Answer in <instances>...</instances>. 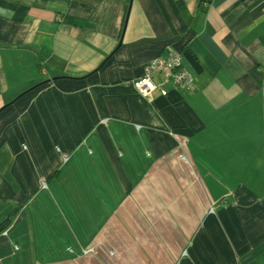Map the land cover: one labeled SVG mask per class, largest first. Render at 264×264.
<instances>
[{"label":"crops","instance_id":"1","mask_svg":"<svg viewBox=\"0 0 264 264\" xmlns=\"http://www.w3.org/2000/svg\"><path fill=\"white\" fill-rule=\"evenodd\" d=\"M0 264H264V0H0Z\"/></svg>","mask_w":264,"mask_h":264},{"label":"built area","instance_id":"2","mask_svg":"<svg viewBox=\"0 0 264 264\" xmlns=\"http://www.w3.org/2000/svg\"><path fill=\"white\" fill-rule=\"evenodd\" d=\"M180 57L177 53H171L162 59H156L148 63L143 69L142 75L131 81L130 86L144 97H149L155 90L152 76L155 74H167L176 86L189 87L192 79L185 72L179 71ZM88 249L85 253H91Z\"/></svg>","mask_w":264,"mask_h":264},{"label":"rangeland","instance_id":"3","mask_svg":"<svg viewBox=\"0 0 264 264\" xmlns=\"http://www.w3.org/2000/svg\"><path fill=\"white\" fill-rule=\"evenodd\" d=\"M88 249H90V248H88ZM88 249H82L81 252H80L81 255H82V256H86V255L90 254V253H85V254H84V252L87 251ZM91 249H92V252H91V253L94 254V247H91ZM107 255L113 256L112 251H109V250H108V251H107ZM95 256L97 257V254H96Z\"/></svg>","mask_w":264,"mask_h":264},{"label":"water","instance_id":"4","mask_svg":"<svg viewBox=\"0 0 264 264\" xmlns=\"http://www.w3.org/2000/svg\"><path fill=\"white\" fill-rule=\"evenodd\" d=\"M43 83H40L38 86H40V85H42ZM44 84H45V82H44Z\"/></svg>","mask_w":264,"mask_h":264}]
</instances>
